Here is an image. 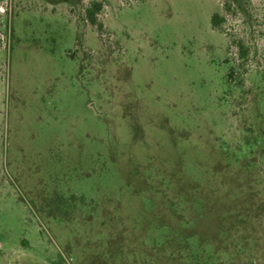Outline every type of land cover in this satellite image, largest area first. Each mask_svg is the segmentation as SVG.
<instances>
[{"label": "rangeland", "instance_id": "rangeland-1", "mask_svg": "<svg viewBox=\"0 0 264 264\" xmlns=\"http://www.w3.org/2000/svg\"><path fill=\"white\" fill-rule=\"evenodd\" d=\"M0 264H264V0H0Z\"/></svg>", "mask_w": 264, "mask_h": 264}, {"label": "trees", "instance_id": "trees-1", "mask_svg": "<svg viewBox=\"0 0 264 264\" xmlns=\"http://www.w3.org/2000/svg\"><path fill=\"white\" fill-rule=\"evenodd\" d=\"M98 7H99V5L97 6L96 10H98ZM86 13H87V20L90 22V24L93 25V26H96V20H95L96 11L87 10ZM221 21H222L221 18H218L217 16H212V18L210 20L211 25L213 27H217ZM237 50H238V54H239L238 56H239L240 59L243 58L246 55V51H245L243 45L238 44L237 45ZM231 72H229V74L227 75V78L231 77ZM227 81H229V80L227 79Z\"/></svg>", "mask_w": 264, "mask_h": 264}]
</instances>
